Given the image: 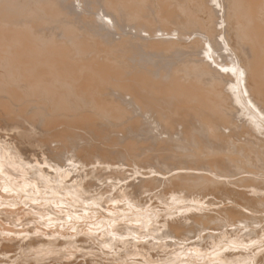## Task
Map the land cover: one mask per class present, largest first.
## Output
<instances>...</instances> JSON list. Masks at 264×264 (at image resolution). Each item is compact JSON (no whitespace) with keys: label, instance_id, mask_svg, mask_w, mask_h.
<instances>
[{"label":"bare ground","instance_id":"6f19581e","mask_svg":"<svg viewBox=\"0 0 264 264\" xmlns=\"http://www.w3.org/2000/svg\"><path fill=\"white\" fill-rule=\"evenodd\" d=\"M132 29L135 31H131ZM194 34L195 36L192 37ZM148 112L155 114L156 118L155 116L153 118L158 124L157 127L163 123L164 127L161 128L166 129L169 135L170 133L175 135L174 130L177 128L175 126L178 124L183 126L178 127V129L182 127L179 129H182L181 133L177 130L178 134H182L181 136L176 133L178 138L170 136L166 140H162L165 130L161 131V128H158L161 136H158L159 139L162 138L161 140L166 142L162 146L159 143V146L163 150H169V152L164 150L166 153H163L168 154L165 161L159 163L163 164V167L169 165L170 168L174 162L173 156L188 158L175 161L178 165L174 167L176 164H173V174L171 168L167 169L168 173L171 171L170 177H168L170 174L167 176L164 173L166 169L162 175L154 174V180L160 181L159 184L162 181L168 184V180L173 187L188 188L187 192L191 195L190 192L193 193V190L190 189L198 187L206 190L209 183L215 182L219 185L221 181L218 183L217 176L226 175L224 172L228 173L229 168L232 167L237 168L239 173L241 169L246 173L250 172L252 176L253 173L257 175L262 173L264 137L258 134L264 136V0H0V253L4 256L1 258H10L9 263L13 256H18L15 258L20 259L19 261L33 259L35 264L48 263L45 260L52 261L50 259L56 261V264H63L62 261L66 258L72 260L75 255H80V252V254L76 253L82 249L97 253L98 250L93 248L100 245L102 250L105 249L106 255L111 256V258L107 256L108 260L114 261H104L107 264H143L141 263L143 261H138L142 257L148 264V260L151 263L156 262L152 250L159 248L169 250L170 246L184 248L183 246L194 244L199 247L203 257L187 263L174 257L172 252L177 250L176 248L168 251L171 253L168 254V262L165 264H264V249H261L264 245H258L262 247L259 249L256 247L257 250L253 249L256 245L250 247L255 242L252 243V239L258 238L255 242L257 243L259 237L264 236V224L261 222H258L257 226L254 224L256 228L259 224L262 225L259 227L260 231L251 224L250 229L243 233L244 228L248 227L247 219L261 218L259 220L262 221L264 218V216H254L255 212L260 213L259 209H264V186L256 182L259 178L254 182L251 176L250 181L253 183L248 179V183L244 181L245 185L242 184L244 188H253H250L252 190L250 191L256 197L252 198L253 196L246 194L247 191H241L242 197L247 200L250 198L248 201L250 204L252 201L254 209L258 210L252 213L253 210L246 208L252 211L248 216L244 208L242 209L243 206L240 207L242 210L236 211L237 213H230L229 209L226 211L224 209L226 214L228 211L223 217L224 221L227 220L226 224L217 218L219 223L216 227H213L216 223L210 224L212 220L215 222L211 211L202 215H200L202 212L193 216L188 215L186 218H191L193 222L191 219V222H188L189 219L175 222L174 218H170L172 214L169 210L164 214L168 217L158 218L161 221L157 219L155 224L154 221L152 228L141 226L140 223L146 216L144 212L149 211L148 208L144 210L148 203L145 204L143 201L144 205L135 199L134 192H131V188L129 190L132 183L126 185L123 182V180L127 181L125 178L122 180L125 187L113 183L118 185L116 187L120 190L116 188L117 191L115 190V193L113 191V194L106 191L112 194L109 197L111 200L126 195L134 205L129 209L126 205L124 209L122 204L120 205L123 207L115 206L114 210L108 207L110 205L103 208L102 201L106 200L103 198L106 194L101 191L102 187L99 189L96 186V180L100 181L103 178L102 171L108 172V169L117 171L121 168L115 162L108 160L110 158L108 153L112 152L109 149L114 142L115 153L120 141L125 140V137L132 139L130 136L124 137L123 130L128 135L141 136L144 141L145 137L155 139L157 133L151 136L150 134L153 133L150 132V126L146 123L148 127H142L141 124H145V122L139 123L143 121L142 116L137 118ZM240 116L244 117V125L240 126L241 123L239 129L235 119L238 117L237 123L241 122ZM134 117L139 121L135 122ZM149 117L151 120V116ZM154 127L152 125V128ZM224 128L233 129V132L230 130L232 134L229 131L231 135H226L228 131L225 134ZM113 129L122 132L121 137L124 139L117 137L118 135L110 136L112 134L109 131ZM4 130L9 131V135L13 136L7 139L8 133L1 132ZM14 130L16 132L12 134L10 131L14 132ZM82 130H86L89 134H84ZM236 133L240 136L246 135L245 140H236L237 137L244 138L237 136ZM38 134H41L39 139L36 136ZM107 136H110L108 140L112 145H109L108 150L101 146L106 151L99 152L97 147L100 148L99 145L102 143L100 139L104 141L103 138L106 139ZM136 136L133 141L126 139L129 140L125 144L129 154L137 148L135 145L141 138L137 137V139ZM91 138L92 149L86 148L85 143L91 142ZM78 139L83 141L84 145L81 148ZM135 139H137L136 143ZM149 139L146 140L147 142H140L144 144L142 147L145 148L151 140ZM84 140L87 141L84 143ZM53 141L61 142V146L60 143L58 146L54 142L56 147H52ZM152 142L154 145L157 143ZM120 143L118 146H121ZM150 143L148 145H151ZM153 144L149 147L152 150ZM156 146L155 148H160ZM36 147L48 150L49 159L39 161L41 155L38 158H36L38 155L31 158L28 153H26L27 157L23 156L27 151L34 154ZM177 147L180 152L174 150ZM122 151L116 150V155L123 156L121 157L123 159L126 158L127 153ZM138 152L140 155L141 149ZM46 153L43 152L45 155ZM148 153L152 152L148 151ZM133 155L135 153L132 154V158ZM144 156L142 155L141 159ZM152 156L149 155L150 158ZM158 156L159 160L165 157L164 155L160 159V155ZM149 157H146L149 159L146 160L151 164ZM189 157L192 159L190 160ZM118 158L115 157L121 162L122 159ZM255 159L263 162L261 171L259 169L261 165L258 170L255 169L258 167L256 164L254 166ZM123 160L121 163L127 161ZM146 160L142 161L146 162ZM128 162L125 164L127 165ZM28 164L33 166L30 167ZM156 164L154 163L155 166ZM192 164L194 166H191ZM15 165H20L24 171L33 172L32 175L39 172V176H36L28 189L25 187L27 186L25 178L23 181L20 179L21 176ZM130 167L127 168L132 170L133 168ZM158 169L161 170V166L158 165ZM203 169L215 175L201 173L200 170ZM148 171L152 170L150 171L149 168ZM148 171L144 175L148 174ZM164 174L168 178H165ZM66 176L69 179H62ZM138 176L140 181L141 176ZM220 176L224 183L225 178ZM114 180L116 183L119 182ZM147 180L143 179V183H140L141 181L139 183L143 186L147 185ZM151 181L153 183V179ZM68 182L78 187L76 192H62L64 187L60 189L59 185H66ZM100 182L104 184V180ZM70 184L69 188L72 186ZM220 185L224 184L220 183ZM137 186L134 190H137L139 187ZM217 187L218 190H215L219 191L220 187L215 186ZM213 190L214 187L212 192ZM212 192L211 195L217 193L214 191L212 194ZM162 197L166 196L162 195ZM162 197L159 198L163 199ZM201 197L197 196V199L193 197L196 209L200 208L205 212L208 209L207 205L216 203L214 200L204 202ZM184 198L176 196L178 203L186 209L189 198L188 200ZM192 199L190 201L193 202ZM163 200L165 202L167 199ZM169 200H172V197ZM181 201H184L185 206ZM151 202L150 200L149 203ZM230 202L233 205L235 203V201ZM157 204L159 203H156L155 207H160ZM168 204L172 206V202L169 201ZM179 207L177 206L176 209L179 210ZM17 208L20 212L15 214L14 210ZM165 208L164 206L163 212ZM99 209L107 214H102V210ZM150 210L147 214L149 217L159 216L157 210ZM170 210L173 213L174 209ZM163 212L161 211L160 217ZM99 213L101 215L93 221ZM219 216L221 217L220 214ZM243 222L246 225L241 228ZM160 223L163 224L161 227L165 228L164 231L159 227ZM199 228L207 232L203 233L204 235L197 233L199 235L196 236L200 239L194 240L191 233L195 234L200 230ZM142 229L147 230L148 233L144 231L146 234L140 238L138 233ZM160 229L163 232L158 233ZM156 232L158 234H155ZM147 236L152 237L146 240ZM5 239L9 242L6 243ZM3 240L5 243H2ZM190 248L194 249L189 247L188 250ZM184 249L180 248V253ZM102 250L99 248V251ZM13 252L15 254L12 256ZM93 252L92 254L96 255ZM103 253L97 255L103 256L104 259L105 253ZM161 253L162 255H156L163 259V252ZM87 255L89 256V253ZM97 255L95 258L99 260L101 257L98 258ZM86 256L83 257L84 264H86L85 258L88 257ZM138 257L141 258L137 260ZM15 258L13 257L12 261H15ZM79 259L76 258L77 261L72 264H79L77 263ZM160 261L165 262V260ZM17 262L16 260V264Z\"/></svg>","mask_w":264,"mask_h":264},{"label":"rangeland","instance_id":"374dc122","mask_svg":"<svg viewBox=\"0 0 264 264\" xmlns=\"http://www.w3.org/2000/svg\"><path fill=\"white\" fill-rule=\"evenodd\" d=\"M218 8H219V7H218ZM220 13H221V12H220ZM220 13H219V14H220ZM219 21H221V20L219 19ZM217 26H218V25H217ZM131 31L134 32L135 30L132 29ZM193 36H195V34L192 35V37H193ZM117 37H118V38H117ZM116 38L119 39V36L116 35ZM149 113H151V114H149ZM152 114H153V115H152ZM143 115H144V116H143ZM146 115H147V116H146ZM140 116H142L141 119H143V121L140 122L138 119H137V121H136V118L134 117L135 122H138V121H139L140 124L145 122V124H143V125L141 124V126L144 127V128H147V127H148V126H146V123H147V125L150 126L149 128H151V129H150V132L153 133V134H150L151 136H154L155 133H157L156 137H157V140H158V141L156 140V137H155V139H154V138H152V139L150 138L151 140H150L149 138H146V137H145L146 140L149 139V140L151 141V143H150V141H149V143H150L151 145L153 144L152 141H154V143H155V142L158 143V144L155 143V145H157L158 147H160V146H159V143L161 144V146L163 145V143H164V144L166 143V142H164V141H162V140H166V139L170 138V136H173V135H171V133H170V135H169V132H167L166 129L161 128V127H164V126H162L163 123H160L159 125H161V126L157 127L158 124L155 123L156 121H155L154 118H153V117L155 116L154 113H152V112H148L147 114H141V115H139V117H137V118H140ZM149 116H151V120H150V117H149ZM146 118H147L148 120H147ZM152 118H153V119H152ZM155 118H156V116H155ZM235 118H236V117H235ZM235 118H234V119H235ZM237 119H238V117H237ZM237 119H235V120L238 122ZM243 119H244V117L241 118V116H240V117H239V120H241V122H240V121H239V123L236 122V124H238V126H239V125L242 123V125H240V126H243V125H244V124H243V122H244ZM152 120H154V122H153ZM146 121H149V123L146 122ZM132 122H134V121H132ZM152 122H153V123H152ZM151 123H152V124H151ZM150 124H151V125H150ZM144 125H145V126H144ZM152 125H153V127H154V125H156L154 128L157 129V130H158V128H159V129L161 128V131L165 130V131H163V133L166 132V133H164V136H165V134H166V136L168 135L169 137L167 136V138H166V136H165V139H164V136H162L163 139H162V138H161L162 140L159 139V137H161V136H160V133H159V130L157 131V130H155L154 128H152ZM179 126H182V125H179V124H178V126H175V128L177 127L176 130H174V131H176V132L174 133L175 135L173 136V137H175V138H178V137H177L178 135H179V136L182 135V134H178V133H179L178 131H180V133H181V132H182V131H181L182 129H181V130H179V129L182 128L183 126L180 127V128L178 129ZM240 126H239V129L241 128ZM175 128H174V129H175ZM118 129L120 130L121 128H118ZM152 129H153L154 131H152ZM227 129H228V130H227ZM239 129H238L237 131H239ZM177 130H178V131H177ZM223 130H224L225 134H226L227 131H228V133H227L226 135H229V134H230V133H229L230 130L233 132V129H230V128H224ZM82 131H83V133L86 134V135L89 134V133H87L86 130H85V131L82 130ZM114 131H115V129L109 131V133L112 134V135H110V134H109V135H110V136H113V137H116V136L118 135L117 137H119V138H121V139H124L125 136H130V138L132 137V139H129L128 137H125V138H126V139H129V140H132V141L134 140V138H135V136H136V135L134 136V134H130V135H128L127 133H124L125 130H123L124 137H121V136H123L122 132L119 133V132L117 131V129H116V131H115L116 133H115ZM120 131H122V129H121ZM156 131H157V132H156ZM161 131H160V132H161ZM231 131H230V132H231ZM1 132L5 133V134L8 133V134H6V135H7V139L10 138L11 136H13V135H9V131H7V130L1 131ZM10 132H11L12 134H13V133L15 134L16 130H14V132H13V131H10ZM113 132H114V133H113ZM117 132H118V133H117ZM126 132H127V131H126ZM177 132H178V133H177ZM232 132H231V134H232ZM158 133H159V134H158ZM163 133L161 132V135H162ZM176 133H177L178 135H177ZM119 134H120V135H119ZM125 134H127V135H125ZM231 134H230V135H231ZM236 134H237V133H236ZM257 134H258V133H257ZM114 135H115V136H114ZM36 136H37V138L39 139V138L41 137V134H38V135H36ZM110 136H107L106 139L103 138L104 141H102V140L100 139V142H102V143L99 142V143L101 144V145H99V147L102 148L101 146H103V147L106 148V150H108V148L113 144V145L110 147L109 150H110V151L112 150L111 153H114L113 150L115 149L116 146H114V145H115L114 142L112 143V142H110V141L108 140V139H110V138H109ZM133 136H134V137H133ZM148 136H149V135H148ZM158 136H159V137H158ZM235 136H236V135H235ZM237 136H239V137H244V138H239V139H238V137H237L236 140H242V141H243V139L245 140V138H246V137H245L246 135H245V136H244V135L240 136V135L237 134ZM258 136H260V137H261V136L264 137L262 134H258ZM137 137H138V136H136V138H137ZM140 137H141V136H140ZM140 137H138V138H140ZM143 137H144V136H143ZM149 137H150V136H149ZM201 137H202V136H201ZM138 138H137V139H138ZM202 138H203V137H202ZM235 138H236V137H235ZM126 139L123 140L125 143H124L123 141H120V142H123L124 145H122L123 143L121 144V143L119 142V143L121 144V146H118V144H119V143H118V144H117V149H116L117 151H118V150H119V151L124 150V151H122V153H123V152H124L125 154L127 153L126 158H123V159H124V160H123V159L121 158V157H123V156L119 157L118 154L116 155V150H115V153H114V154H115V157H116V158L119 157L118 159H122L123 161L127 160L126 162H128L129 158H132V154L135 153L136 156L139 155V154H138V153H139V152H138L139 149H141V152H142V153H144V154L146 153V154H147V155L145 154V156H146L147 158L149 157V155H150V156H152V155H153V156L156 155V156H154V157H156V158H154V157L152 156V157H151L152 160H151V158L149 157V158H150L149 163H150L151 161H152V162H151V164H148V161H147V160H149V159H147V158L144 156V154L141 153L145 158L143 157V158L141 159L142 155L140 154L138 157H140L141 160L138 159V157H137L138 161L135 162V160H137V159H135L136 156L133 155V158H134V159L132 158L131 160H129L130 164H129V162H128V164L126 165V164H125L126 162H123V163L125 164V165H124L123 163H121L122 160H121V162H119V161H117V159H115V157H113L114 154L108 153V155H110V158H108V160L111 161V162H115L116 165L120 166L121 168H120L119 170H117L118 172H117V171H113V170H111V169H108V172H107V170L101 172V173L104 174V175L102 176L103 178L101 177L102 179H101L100 181H103V180H104V184L107 182V184H105V185H104L102 182L96 180V181H97V182H96V183H97L96 186H98L99 189L102 187L103 189L101 188V191L103 190V191H104V192L102 191L103 193H105L106 195H109V196H106L105 194H103V196L105 195L103 198L106 199L105 201H107V203H108V204H107V203L103 200V201H102V204H104V205H103V208H104L105 206H106L105 208H107V206L110 205V206H108V207H109V208L111 207L112 210H114L113 207H115V206H118V207L120 208V207H123L124 205H126V206H127V209H129L132 205H134V203L131 201L130 197H128V196H126V195H123V197L121 196V197L118 198L117 200H111V198H109L110 196H112L113 191H114V193L117 191L116 188H118V189L120 190L119 187H121V186H122V187H125L127 184L130 185V184L132 183V184H131V187L129 186V190L132 189L131 192H132V193L134 192L133 194H134V196H135V199H136L138 202H140L141 204H144L143 201H145V204L148 203V204H146L147 207H146V205L144 204V205H145V207H144L145 209H144V210H146V208H148L149 211H151L150 209H155V210H157V211L159 212V213H158L159 216H158L157 218H156V217H152V216L149 217V216L147 215V214L149 213V211H148V212H146V211L144 212V214H146L147 217L145 216V218H144L143 220L146 221V222H144V221L142 220L141 223H140V225H141V226H144V227H146V228H152L153 225L156 223V221H157L158 218H159V219H160V218H163V219L167 218L168 216H164V214L167 213L168 210H169L170 213L172 214V215H170V218H171V219L174 218L173 220H176L175 222L187 221L188 219H189L188 222H191V220H192L191 218H186L188 215H189V216H193V214H200L201 212H202V213H201L200 215H202V214H204V213H207V212L209 213V212L211 211L210 213L213 214V215H211V216L215 218V219L213 218L215 222H212L213 220H212V221L210 220V221H211L210 224L213 223L212 225H214V223H216V225H214L213 227H216V226H217V224L219 223V222H218L219 219H220L219 221H222V222H224V224H226V221H227V220L224 221L225 219H223V217H225V216L228 214V211H227V214H226V212H225L227 209H229V212L231 211L230 213H237V212H238V209H239V210H242V209L244 208L243 210L246 211V214H248V216H249L250 214L254 213V210H256V211L258 210V209H254L255 206H253L254 203H252V201H251V204H250V201H248L250 198L247 200V199H245L244 197H242V192H241V191H247L246 194H247L248 196H251V197L253 196L252 198L256 197V195H255L253 192H251V191H252L251 189H253V188H251V187H245V188H246V189H245V188L243 187V186L245 185V184H244V183H245L244 181H247V183H248V179H249V181H250V180L252 179V177H253V179H254V182H255L256 180H258V178H259V181H260V179L264 177V174H262V173H264V171H263L262 173H259L258 175L255 174V173H253V176H252V173H250V172L246 173V171H244V170L241 169V171H240L241 173H239V171H237V170H238L237 168L235 169L234 167L230 166V167H232V168H229L230 170H228V173L224 172V174H226V175H224V176H223V175H222V176L218 175V176H217L218 179H219L218 183L221 181L220 183H221V184H224V185L221 186L220 183H219V185H218L217 182L212 183V184L209 183V184L207 185V188H208V189H206L207 191H206L205 189H203V188H198V187H197V189H196V188L190 189V190H193V193L190 192L191 195H189V193L187 192V190H189L188 188H186V189H184V188H179V189H178V187H173V185L170 184L168 180H167L168 184H167V183L165 184L164 181H162V182L159 184L160 181H157V182H156V181L154 180V177L156 176V174H158V175H162L163 172L165 171V169H166V171H165L164 173H166L167 176H168V174L171 173V171H172V174H173V172H174V171L172 170V168H173V167H172L173 164H176L175 161L183 160L185 156H183L182 158H181V157L178 158L179 156H176V157L173 156V158H174L173 161H174V162H173L172 165H170V166H171V167H170V168H171V171H169V173H168V170H167V169H170V168H169V165H167L168 167H167L166 165L163 167V166H162L163 164H161V163H162L161 161H162V160L165 161L166 155H167L168 153H167V154H164V153H166L167 151L169 152V150L166 151V149H164V150L166 151V152H165V151L163 150L162 147H160L161 149H160V148H155V145H154V144H153L154 146H152V147H154L153 150H152V148H149V147H151V145H148L149 143H147V145H146L145 148H144V147H142V146H144L143 143H144L146 140H145V141L142 140V137H141L140 140L138 139V141H137V139H135L134 142L136 143V141H137V144L135 145V143H134L133 145L137 146V148L133 149L132 153L130 152V154H131V155H130L129 152H127L126 147H125L126 142H129V140L127 141ZM143 139H144V138H143ZM78 140L80 141V139H78ZM87 140H88V139H87ZM87 140H84V143H85ZM155 140H156V141H155ZM107 141H108V142H107ZM143 141H144V142H143ZM147 141H148V140H147ZM147 141H146V142H147ZM160 141H161L162 143H161ZM54 142H56V145H58V143H60V146H61V142H59V141H58V142H57V141H53V143H54ZM80 142H81L82 144H81ZM80 142H79V146H80V148H81V146L84 145V144H83L82 139H81ZM89 142H90V141H87V142L85 143L86 148H90V149H92V148H91V147H92V138H91V142H90V143H89ZM106 142H107V143H106ZM130 142H131V141H130ZM138 142H139V143H138ZM140 142H143V143L140 144ZM51 143H52V142H51ZM108 143H109V144H108ZM110 143H112V144L110 145ZM115 143H117V141H116ZM80 144H81V145H80ZM104 144H105V145H104ZM50 145H51V144H50ZM109 145H110V146H109ZM51 146H52V147H56V146H55V143L52 144ZM58 146H59V145H58ZM122 146H124L123 148H125V149H123ZM135 146H134V147H135ZM157 146H156V147H157ZM83 147H84V146H83ZM113 147H114V148H113ZM118 147H119L120 149H118ZM84 148H85V147H84ZM100 148L97 147V149L99 150V152L105 150L104 148H102V149H100ZM31 149H32V147H31ZM136 149H138V151H137ZM142 149H143L145 152H144ZM175 149H176V150H175ZM42 150H43L44 153H46V152L48 151V150L46 151L45 148H39V147H36V150H34V154H32L33 152H31V151H33V149H32V150L30 151L31 153H30L29 151L24 152V153H23V156H24V157H25V156L27 157L28 155H30L31 158H35V156L38 155V156H36V158H38V157H40V155H41V157L38 158V159H39V161H43L44 159H47V158H48V156H49V155H48V154H49V151H48V153H46V155H45V154H43V152L41 153ZM106 150H105V151H106ZM125 150H126V151H125ZM134 150H135V152H134ZM174 150L177 151V152H178V151L180 152V149H179L178 147H177V148H174ZM36 151H37L38 153H37ZM45 151H46V152H45ZM128 151H129V150H128ZM148 151H149V152H152V153H148ZM153 151H154V153H153ZM35 152H36V153H35ZM158 152H159V154H158ZM163 152H164V153H163ZM26 153H28V155H27ZM136 153H137V154H136ZM155 153H156V154H155ZM25 154H26V155H25ZM31 154H32L33 156H31ZM157 154L160 155V159H161L162 157H164V155H165V157L162 158L161 160H159V159H158L159 156H158ZM34 155H35V156H34ZM42 155H43V156H42ZM128 155H129V156H128ZM67 156H68V154H67ZM127 156H128V157H127ZM134 156H135V157H134ZM96 158H100V157H96ZM96 158H95V160H97ZM112 158H113L114 160H113ZM153 158H154V159H157V161H154ZM173 158H167V159H171V160H172ZM176 158H177V159H176ZM190 158H191V157H189V159H190ZM40 159H42V160H40ZM48 159H49V158H48ZM146 159H147V160H146ZM185 159H188V158H185ZM185 159H184V160H185ZM191 159H192V158H191ZM191 159H190V160H191ZM98 160H100V159H98ZM106 160H107V158H106ZM142 160H146V162H143ZM171 160H169V161H171ZM256 160H257L258 162H257ZM131 161H132V163H131ZM153 161H154V162H153ZM254 161L257 162V163H259V165H257V163L254 162V166H255V164H256V166H258V167H256L255 169L258 170V168H259L260 165H261V167L259 168L260 171H261V169L263 168V166H262L263 162L260 161V160H258V159H255ZM259 161H260V162H259ZM138 162H141V163L143 162V163H145V164L142 163V164H143V165H142L141 163H138ZM156 162H158V163L156 164ZM159 162H161V163H159ZM171 162H172V161H171ZM171 162H170L169 164H171ZM15 163L17 164V162H15ZM25 163H26V162H25ZM25 163H24V164H25ZM120 163H121L123 166H121ZM136 163H138V165H137ZM154 163L156 164L157 167L154 165ZM135 164H136V167H137V168L135 167ZM140 164H141V165H140ZM146 164H147V165H146ZM160 164H161V165H160ZM28 165H30V167L33 166V165H31V164H28ZM128 165H131V167L128 166ZM149 165H152V166H149ZM158 165H159V167L161 166V170L158 169ZM177 165H178V163H177L176 165H174V167H176ZM15 166H16V165H15ZM22 166H24V165H22ZM124 166H125V167H124ZM132 166H133V167H132ZM139 166H140V167H139ZM145 166H146V167H145ZM179 166H180V165H179ZM191 166H194V165L192 164ZM16 167H17V170L19 171V172H18L19 175L21 176L20 179H22V181H23V178H25V183H27V186H25V187L28 189V188L30 187V184L32 183V181L35 180L36 176H39V172H36V174L34 173V175H32L33 172L30 173V172L24 171L23 167H20V165H19V166L17 165ZM127 167H130L131 169H132V168H133V169L130 170V169L127 168ZM134 167H135V169H137V171L134 169ZM143 167H144V168H143ZM152 167H153V168H152ZM154 167H155V168H154ZM203 167H205V166H203ZM18 168H19V169H18ZM122 168H123V169H122ZM124 168H126V169H124ZM141 168H142V170H141ZM149 168H150V171L152 170L151 172L148 171ZM205 168H206V167H205ZM153 169H154V170H153ZM157 169H158V170H157ZM34 170H35V169H34ZM109 170H110V172H109ZM133 170H134V171H133ZM139 170H140V171H139ZM143 170H144V171H143ZM156 170H157V171H156ZM159 170H160V171H159ZM162 170H163V171H162ZM239 170H240V169H239ZM257 170H256V171H257ZM126 171H127V172H126ZM142 171H143L144 173H146V171H148V172H147L148 174H146L147 176L144 175V173H142ZM200 171H201V173H202V172H203V173H208L209 175H210V173H211V176L215 175V174H213V172H211V171H209V170L206 171V169H203V170H200ZM233 171L236 172V173H234ZM242 171H243L245 174L242 173ZM134 172L138 173V175H140L141 177L144 176V177H145V178H143L144 180H147V179H148V180H147V185H144V186L141 185L140 183H143V179L140 177V181H141V182H140V181H139V176H138L136 173H134ZM154 172H155V173H154ZM157 172H158V173H157ZM113 173H114V174H113ZM121 173H122V174H121ZM129 173H130V174H129ZM132 173H133V174H132ZM149 173H150V176H149ZM151 173H152V174H151ZM217 173H218V172H217ZM222 173H223V172H222ZM230 173H231V174H230ZM116 174H117V175H116ZM127 174H129V175H127ZM134 174H135V175H134ZM154 174H155V176H153ZM172 174H170L168 177H170ZM227 174H228V175H227ZM232 174H233V175H232ZM237 174H238V175H237ZM246 174H247V175H246ZM120 175H121L122 177H121ZM123 175H124V176H123ZM132 175H134V176H132ZM151 175H152V176H151ZM166 175L164 174L163 176H164L165 178H168ZM229 175H230V176H229ZM241 175H242V176H241ZM261 175H262V176H261ZM106 176H108V177H106ZM117 176H118L120 179H117V178H118ZM125 176H126V177H125ZM130 176H131L132 179L130 178ZM136 176H137V177H136ZM219 176L225 178V182H224V183H223L222 180L219 178ZM232 176H233V179H232ZM234 176H235L236 178H235ZM243 176H244V177H243ZM245 176L247 177V179H246ZM248 176H249V178H248ZM251 176H252V177H251ZM28 177H29V178H28ZM109 177H110V179H108ZM112 177H113V178H112ZM127 177H129V178L127 179ZM147 177H148V178H147ZM238 177H239L240 179L243 178L244 180H243V179L240 180ZM67 178H68V176H66V178H62V179L65 180V179H67ZM123 178H125V179H126L127 181H129V182L123 180ZM146 178H147V179H146ZM151 178L153 179V183H152V181H151V180H152ZM229 178H231L232 180H231V179L229 180ZM255 178H256V179H255ZM68 179H69V178H68ZM114 179L119 180V182L116 183V181H115ZM129 179H130V180H129ZM134 179L137 180V181H135ZM141 179H142V180H141ZM222 179H223V178H222ZM234 179H235V182H236V183L233 182ZM238 179H239V180H238ZM263 179H264V178H263ZM263 179H261L260 182H259V181H256V182H257V183H260L262 186H264V185H263V184H264ZM122 180H123L124 183H126V185L122 182ZM30 181H31V182H30ZM66 181H68V180H66ZM105 181H106V182H105ZM230 181H231V182H230ZM240 181H243V182H240ZM28 182H29V184H28ZM98 182H99V183H98ZM110 182H111V184H109ZM121 182H122V183H121ZM134 182H135V183H134ZM136 182H137V183H136ZM139 182H140V183H139ZM227 182L230 183V185H229ZM250 182H251V181H250ZM261 182H263V183H261ZM68 183H69V182H68ZM68 183H67L66 185H62V184L59 185V188H60V189H62V188L64 187L63 190H62V192H63V193H69L70 191H72V192H76L75 190L78 189V187H77L76 185H73V184H70V183H69L70 185H72V186H70V188H71V189L73 188V190H71V189L69 188V186H68V185H69ZM113 183L118 184L119 187H116V186H118V185H115V184H113ZM138 183L140 184V186H139ZM150 183H152V184H150ZM154 183H155V184H154ZM225 183H226V184H225ZM237 183H238V184H237ZM251 183H253V182H251ZM101 184L104 185L105 187H104V186H101ZM120 184H122V185H120ZM136 184H138L139 187H138ZM153 184H154V185H153ZM157 184H158L159 186H158ZM169 184H170V186H169ZM213 184H215V186H219V187H220V188H219V191H216V190H218V187L215 188V186H213V187H214V190H213V192H212V189H213L212 185H213ZM231 184H232V186H234V187L236 188V190H235L234 187L231 186ZM242 184H243V186H242ZM109 185H110V186L112 185V187H109ZM151 185L153 186V188H151ZM162 185H163V186H162ZM171 185H172V186H171ZM210 185H211L212 188L210 187ZM261 185H260V186H261ZM62 186H63V187H62ZM107 186H108V187H107ZM113 186H115V187H113ZM136 186L138 187V188H137L138 191H137V190H134V189L136 188ZM155 186H156V187H155ZM161 186H162V187H161ZM164 186H165V188H164ZM166 186H167V188H166ZM228 186H229V187H228ZM238 186H241V187H238ZM23 187H24V186H23ZM66 187H67V188H66ZM133 187H134V188H133ZM142 187H143V188H142ZM157 187H161V188H159V189H155V188H157ZM209 187H210V188H209ZM226 187H227L228 189H226ZM230 187H231V188H230ZM108 188H109L110 190H109ZM111 188H114V190H112ZM130 188H131V189H130ZM176 188H177V190H176ZM204 188H206V187H204ZM221 188H222V189H221ZM241 188H242V189H241ZM250 188H251V189H250ZM68 189H69V190H68ZM149 189H150V190H149ZM160 189H161V190H160ZM167 189H172V190H168V191H167ZM183 189H184V190H183ZM194 189H195V190H194ZM210 189H211V191H209ZM215 189H216V190H215ZM231 189H232V191H231ZM233 189L235 190V192H234ZM237 189H239V191H238ZM244 189H245V190H244ZM65 190H66V191H65ZM106 190H107L108 192H110V193L112 192V194L108 193ZM115 190H116V191H115ZM119 190H118V191H119ZM155 190H156V191H155ZM165 190H166V191H165ZM173 190H174V192H173ZM250 190H251V191H250ZM135 191H136V192H135ZM145 191H147V192H145ZM159 191H160V192H159ZM177 191H178V192H177ZM185 191H186V193H185ZM200 191H201V192H200ZM214 191L217 192V193L214 194ZM228 191H230L231 193L228 192ZM236 191H238V192H236ZM153 192H154V193H153ZM158 192H159V194H158ZM165 192H166V193H165ZM168 192H169V193H168ZM170 192H171V193H170ZM209 192H210V193H209ZM211 192H212V194H214V195H211ZM225 192H226V193H225ZM240 192H241V194H240ZM77 193H78V192H77ZM138 193H140L141 196L138 195ZM156 193H157V194H156ZM167 193H168V194H167ZM173 193H174V195H173ZM195 193H196V194H195ZM202 193H203V194H202ZM204 193H206V194H204ZM208 193L211 195V197H210V195H209ZM232 193H233V194H232ZM152 194H153V196H152ZM187 194H188L189 196H188ZM200 194H201V195H200ZM231 194H232V195H231ZM235 194H236V195H235ZM239 194H240V195H239ZM144 195H145V196H144ZM155 195H157V197H154ZM162 195H165L166 197H162ZM169 195H170V196H169ZM172 195H173V196H172ZM175 195H176L177 197H181V196H182V197H185L184 199H186V200H188L187 198H189V200H188L189 202H187L189 205H188L187 203H186V204H187L190 208H189L188 206L185 207L186 209H184V207L182 208L181 204L178 203L179 201H177L178 198L176 199V196H175ZM203 195H208V196H205V197H204ZM216 195H217V196H216ZM226 195H227V196H226ZM230 195H231V196L235 195V197H234V196L231 197ZM237 195H238V196H237ZM254 195H255V196H254ZM142 196H143V197H142ZM148 196H149V199H148ZM158 196H159V197H162L163 199L165 198V199H167V200H165V202H164V200L161 199V198H159ZM192 196L195 197V199H197V196H198V198L202 196V197H203V200H202V201H204V202H205V201H208V202H209V201L214 200L216 203L212 204L214 207H213L211 204L207 205V208H208V209H206L205 212L202 211V210H200V208H198V209L200 210V211H198V209H196L197 207L194 206L195 200H194V198H193ZM213 196H214V197H213ZM107 197H108V198H107ZM146 197H147V198H146ZM167 197H169V199H171V197H172V200H169ZM173 197H174V198H173ZM202 197H201V198H202ZM218 197H220V198H218ZM228 197H229V198L231 197V198L229 199ZM237 197L239 198V200H240L242 203H245V204H242L240 201H238V198H237ZM24 198H25V197H24ZM143 198H144V199H143ZM150 198H151V199H150ZM153 198H154V200H153ZM192 198H193V199H192ZM213 198H214V199H213ZM226 198H227V199H226ZM232 198H234V199H232ZM109 199H110V200H109ZM145 199H146V200H145ZM147 199H148V200H147ZM160 199H161V200H160ZM190 199H192L193 202L190 201ZM219 199H220V200H219ZM140 200H141V201H140ZM150 200L152 201L151 203H149ZM218 200H219V201H218ZM224 200H225V201H224ZM236 200H237V202H236ZM242 200H243V201H242ZM246 200H247V201H246ZM108 201H109V202H108ZM111 201H112L113 204L111 203ZM127 201H128V202H127ZM130 201H131V202H130ZM154 201H155V202H154ZM169 201L172 202V206H171V204H168ZM174 201H176V202H174ZM230 201H232V202L235 201V203H234L235 206H236V205L238 206V205L240 204V205L238 206L239 208H237V210H236V207H237V206L235 207ZM103 202H104V203H103ZM117 202H118V205H117ZM166 202H167V203H166ZM183 202H184V201H181L182 205L185 206V205H184L185 203L183 204ZM190 202H191V203H190ZM217 202H218V203H217ZM246 202H247V203H246ZM248 202H249V203H248ZM109 203H111V204H109ZM154 203H155V204H154ZM156 203H159V204H157V205H159L160 207H162V206L164 205L167 209L165 208V210H164V212H163L164 206H163V208L158 209V208H160V207H158V206L155 207ZM160 203H161V205H160ZM173 203L176 204V205L173 206V205H174ZM177 203L180 205V207H179V205H178ZM219 203H221V204H219ZM222 203H223V204H222ZM226 203H227V204H226ZM237 203H238V204H237ZM120 204H122L123 206L120 205ZM149 204H150V206H151V205H152V206L150 207ZM165 204H167V205H169V206H166ZM215 204H216V206H215ZM225 204H226L227 206H226ZM246 204H248V205H246ZM113 205H114V206H113ZM119 205H120V206H119ZM205 205H206V204H205ZM205 205H204V206H205ZM218 205H220L221 208H220ZM221 205L224 206V208H223ZM232 205H233V206H232ZM244 205H245L246 207H245ZM249 205H251V206L249 207ZM255 205H256V203H255ZM126 206H124V209L126 208ZM177 206L179 207V208H178L179 210L181 209V210H183V211H179V210H177V209H176ZM217 206H218V209H217ZM225 206H226V207H225ZM230 206H231V207H230ZM242 206H243V207H242ZM16 207L19 208V206H16ZM169 207H172V208H170V209H172V211H173V209H174L175 212L173 211V213H172L171 210L169 209ZM193 207H194V208H193ZM198 207H200V206H198ZM201 207H202V206H201ZM211 207H212V210H213V211L211 210ZM233 207H235V208H233ZM240 207H242V209H241ZM18 208H17V210H14V212H16L15 214H17L18 212H20V210H19ZM187 208H189V209H187ZM192 208H193L194 210H193ZM209 208H210V209H209ZM213 208H214V209H213ZM215 208H216V209H215ZM246 208H250L251 210H253V212L250 210V211L252 212V213H251L250 211H248L249 209H246ZM252 208H253V209H252ZM219 209H220V211H217V210H219ZM224 209H225V211H224ZM245 209H246V210H245ZM99 210L101 211L102 209H99ZM120 210H121V209H120ZM144 210H143V211H144ZM155 210H154V211H155ZM160 210L163 212V213H162L163 215H161V217H160V214H161V211H160ZM189 210H190V211H189ZM207 210H208V211H207ZM221 210H222L223 212H222ZM232 210H235V211L232 212ZM260 210H261V211H260ZM177 211H178V212H177ZM216 211H217V212H216ZM236 211H237V212H236ZM263 211H264V209H259L258 212H260V213L255 212V213H254V214H255L254 216H256V217H258V216H259V217H260V216H264V214H262V213H264ZM183 212H184V213H183ZM188 212H189V213H188ZM198 212H199V213H198ZM212 212H213V213H212ZM214 212H215V213H214ZM219 212H220V213H219ZM221 212H222V213H221ZM224 212H225V213H224ZM247 212H248V213H247ZM249 212H250V213H249ZM101 213H102V214H107V213L103 212V210H102ZM174 213H175V214H174ZM176 213H177V214H176ZM180 213L183 214V215H181ZM186 213H187V214H186ZM216 213H219V214L221 215L222 218L219 216V214H216ZM222 214H223V215H222ZM225 214H226V215H225ZM257 214H258V215H257ZM259 214H260V215H259ZM261 214H262V215H261ZM100 215H101L100 213H99V214H96V217H94L95 219H93V217H92L93 221H95V220L97 219V217H99ZM174 215H175V216H174ZM209 215H210V214H209ZM214 215H217V216H214ZM163 216H164L165 218H164ZM172 216H174V217H172ZM148 217H149V218H148ZM181 217H182V218H181ZM250 217H252V216H250ZM100 218H101V217H100ZM170 218H169V219H170ZM217 218H218V220H217ZM252 218H253V217H252ZM89 219H90V218H89ZM89 219H87V221H90ZM147 219H148V220H147ZM159 219H158V220H159ZM163 219H162V220H163ZM190 219H191V220H190ZM221 219H223V220H221ZM245 219H246V218H245ZM259 219H261V218H259ZM259 219H256V220L254 219L256 222H255L253 219H251V218L247 219V221H248V222H247V224H248L247 226H248V227H245V228H244L243 233H244L245 231H247V230L250 229L251 224H252V226H254V227H255V225L257 226V223H258V222H259V223L261 222L262 224H264V223H263V222H264V221H263L264 218L262 219V221L259 220ZM180 220H181V221H180ZM216 220H217V222H216ZM243 220H244V219H243ZM251 220H253L254 222L252 221V222H253V223H252ZM120 221H122V220L120 219ZM149 221H150V222H149ZM154 221H155V222H154ZM159 221H161V220H159ZM244 221H246V220H244ZM122 222L124 223V221H122ZM148 222H149V223H148ZM153 222H154V224H153ZM192 222H193V220H192ZM120 223H121V222H120ZM123 223H122V225H123ZM146 223H147V224H146ZM150 223H151V224H150ZM244 223H245V222H243V224H244ZM207 224H208V223H207ZM221 224H223V223H221ZM221 224L219 225V227L221 226ZM227 224H228V223H227ZM254 224H255V225H254ZM148 225H149V226H148ZM159 225H160L159 227L164 231L165 228H164V229L162 228V227H163V224L160 223ZM212 225H211V226H212ZM245 225H246V224L241 225L240 227L243 228ZM259 225H260V226H259ZM259 225H258V228L255 227L258 231H260V230H259V229H260L259 227L262 226L261 224H259ZM4 226H5V225H4ZM161 226H162V227H161ZM209 226H210V225H209ZM225 227H226V225H225ZM222 228H223V227H222ZM226 228H227V227H226ZM229 228H230V227H229ZM247 228H248V229H247ZM161 229H160V230H161ZM199 229H200V228H199ZM224 229H225V228H224ZM142 230H143V231H142ZM142 230H139V233H138L139 235L137 234L139 237H140V236H144L146 233H148L147 230H145V229H142ZM162 230H161L160 232H158V233L163 232ZM144 231H145L146 233H144ZM200 231H201V232H200ZM204 231H205V232H204ZM206 232H207V230H203V229L201 228L200 230H197V231L195 232V234H194V233H191V235L194 236V237H193L194 240H197V239H200V237H197L199 234H200V235H204ZM142 233H143V234H142ZM158 233L156 232L155 234H158ZM197 233H199V234H197ZM203 233H204V234H203ZM240 233H242V231H241ZM196 234H197V236H196ZM260 234H261V233H260ZM151 237H152V236H150V238H149V237L147 236V237H145V238H146V240H147V238L151 239ZM263 237H264V236H263ZM263 237L260 236L259 238L262 240V239H264ZM2 238H3V237H2ZM140 238H143V237H140ZM145 238H144V240H145ZM257 239H258V238H257ZM257 239H255V238L252 239V240H253L252 243H253L254 241L256 242ZM260 239H259L258 242L261 241ZM5 240L7 241V239H5ZM5 240H3L2 243H3V242L5 243ZM262 241H263V243H262ZM262 241H261L260 243L257 242L258 244L254 242V244L250 245V247L252 248V247H254V246L256 245V246L253 248V249H256V247H258V245H262V244L264 245V240H262ZM8 242H9V241H7L6 243H8ZM203 242H204V241H203ZM205 242H206V241H205ZM190 243H192V242H190ZM193 245H194V244H192V246H191V244L188 245L189 247L194 248V249H191V248H190L191 251L188 250V248H189L188 246H183V247L186 248V249L182 248V246H181L180 248H181V249H184L183 251L181 250V253H182V254L180 253V248H179V246L176 247L177 250H174V249H176L175 246H170L172 249L169 247V250H171V251L174 250V252H172V253H173V255H174L175 258H178V259L181 260V261H186L187 263H189V262H191V261H195V260H196L195 258L203 257V255L200 254V253H202V252L200 251L199 247H197V245H196V246L194 245V247H193ZM263 245H262V246H263ZM99 246H100V245H97L95 248H93L94 250H96V249L98 250L97 253H94V252H96V251L93 252V250L90 252L89 249H88V250H86V249H82V250H86V251H85V252L82 251V250H81V251H78V253H76V254H80V253H81L80 255H75V254H74L75 256L72 257V260H66V259H67V258H66L65 260L62 261V263H63V264H66V263H67V264H68V263L72 264V263H75V262L77 261L76 258H80L79 261H78L77 263H79V264H84V263H82V261L84 260L83 257H84V255L86 256L88 253H89V256L87 255L88 257L86 256L87 258H85V261H84L86 264H90L89 261H91V260H92V261H91L92 264H98V263H99V264H107V262H108L109 260L112 261V259H109V260H108V258H107L108 254L106 255V253H105V252H106L105 249L102 250V249H101L102 247H101V246L99 247ZM262 246H260V247H262ZM98 247H99L100 250H102V251H99V248H98ZM187 247H188V248H187ZM196 247H197V249H196ZM260 247H258V249H259ZM178 248H179V249H178ZM251 248H250V249H251ZM160 249H161V250H160ZM261 249H264V247H262ZM156 250H158V249H156ZM156 250H152V251H153L152 254L155 255V256H157V258L154 256V259L156 260L155 263H159V262L162 263V264H163V263H164V264L167 263V262H168V261H167V256H168V254L171 253V251H170V253H169V252H168V251H169L168 249L166 250V249H162V248H159L158 251H156ZM162 250H163V251H162ZM192 250H193V252H192ZM256 250H257V249H256ZM159 251H160V253H158ZM164 251H166V252H164ZM184 251H185V252H184ZM189 251H190V252H189ZM194 251H195V253H194ZM198 251H199V252H198ZM79 252H80V253H79ZM82 252H83V254H82ZM86 252H87V253H86ZM92 252H93L94 254H96V255H97L98 253H99V255H100L101 252H102V253L104 252V253H105V254L103 253V254H104V259H105V258H107V259L104 260V259H103V256H99V255H97V256H99L98 258L101 257L99 260H97V259H96V258H97L96 255H93ZM161 252H163V255L166 256V257L162 256L163 259L159 257L160 254L162 255ZM85 253H86V254H85ZM174 253H175V254H174ZM0 254H1V253H0ZM11 254H12V256H13L15 253L13 252V253H11ZM103 254H101V255H103ZM156 254H159V255H156ZM197 254H198V255H197ZM199 254H200V255H199ZM30 255H31V254H30ZM69 255H70V254L68 253V256H69ZM91 255H93V257H92ZM90 256H91V257H90ZM105 256H106V257H105ZM109 256H110V255H109ZM109 256H108V257H109ZM189 256H190V257H189ZM1 257H4V256H2V254L0 255V259H2L0 263H2V264H3V262H5L4 264L9 263L10 258L6 259V257H5V258H1ZM13 257L15 258V257H18V256H13ZM13 257L11 258V262H12L13 264H16V260L19 262V263L17 262V264H29V263H30V264H33V263L35 264V262H34L33 259H31L30 261H28V260H21V261H22V263H21V261H19L20 259L18 260V258H17V259L15 258V261H12ZM81 257H82V258H81ZM89 257H90V258H89ZM95 257H96V258H95ZM73 258H75V259H73ZM92 258H93V259H92ZM94 258H95V259H94ZM109 258H111V256H110ZM139 258H141V257H138L137 260H138ZM164 258H165V259H164ZM101 259H102V260H101ZM142 259H143V257H142L140 260H138V261H139V262L143 261V262H141V263H143V264H147V263L144 262L145 259H143V260H142ZM3 260H4V261H3ZM6 260H7V261H6ZM50 260H52V261H49V260L47 261V260H45V262H48V263H44V261H43V263H44V264H51V263H52V264H56V263H55L56 261H54L53 259H50ZM160 260H165V262H164V261L161 262ZM188 260H189V261H188ZM23 261H24V262H23ZM53 261H54V262H53ZM100 261H101V262H100ZM104 261H107V262H104ZM130 261H131V260H130ZM133 261H134V260H133ZM11 262H10L9 264H11ZM25 262H27V263H25ZM109 262H110V261H109ZM112 262H114V261H112ZM131 262H132V261H131ZM38 263H39V262H38ZM150 263H151V261L148 260V264H150ZM155 263L152 261L151 264H155ZM160 263H159V264H160ZM36 264H37V263H36ZM40 264H42V263H40Z\"/></svg>","mask_w":264,"mask_h":264}]
</instances>
